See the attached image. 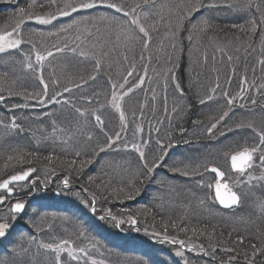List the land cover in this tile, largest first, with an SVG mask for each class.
I'll list each match as a JSON object with an SVG mask.
<instances>
[{"label":"trees","instance_id":"trees-1","mask_svg":"<svg viewBox=\"0 0 264 264\" xmlns=\"http://www.w3.org/2000/svg\"><path fill=\"white\" fill-rule=\"evenodd\" d=\"M231 1L240 3V9L243 12L232 13L230 7L227 6L202 7L199 11L193 12L189 19L183 21V30L173 40L169 34L168 25H174L194 0H154V7L152 4L145 7L148 13L147 21L141 17V23L155 24V29L151 33L152 41L147 50L143 49L139 40L128 39L130 35L135 34V26L128 22L130 17H124L122 13H116L105 6L81 10L67 17H59L51 25H40L35 21L27 22L24 25L25 36H30L33 39L38 50L51 48L53 44L61 43L64 39H67L70 45L79 44L78 52L83 50L85 52L84 57L78 54L74 55L66 50L63 54H56L55 58L50 57V64L45 61L44 69L46 79L50 71H55L56 77L60 80V90L64 85L73 89L72 93H66L65 96L79 107L86 106L85 103H89V100L97 106L105 103L110 94L109 86L111 83L122 82V77L126 76L128 71H133V75L128 77V81H132V83L141 77V73L145 75L146 72L147 87L133 97L132 108L135 110L131 111L142 112L143 110L141 111L139 108L144 106L146 111L150 113L153 105H155L153 104V97L155 98L157 94V92H153L155 80L152 79L162 74L167 78L168 73L169 78L166 81L168 89L163 91L165 95L167 92L168 106L170 107L176 99L175 96H178L174 83L179 82L184 90V95L180 98L182 110L180 108V115L176 119L174 118V121L169 112L165 117V110L162 107L165 102L161 93L157 100L158 104L155 105L157 114H159L157 115L155 110L153 113L161 121H167L169 137L175 145L174 147L180 148V150L183 148L190 150L195 145L206 144L205 139L201 141L197 139V136L202 133L205 126L214 122L222 111H227L228 116L225 117L223 129L224 137L212 147L221 161L255 143L256 140L252 137L254 132L249 135L251 129L247 127L248 124H252L258 130L264 129V64L260 63L261 60H264V31H262L264 25L257 27L256 31L253 32L250 23L253 17L259 23V16L264 14V0H215L216 3L222 5H230ZM28 2L29 0H0V30H6L10 27L14 21L10 20L9 17L18 6H25ZM113 2H122L126 6L140 3L143 6V0H113ZM203 2L207 3V0H203ZM248 5H252V7L249 8ZM256 5L260 7L259 12L256 11ZM137 13H140V9H137ZM100 14H106L109 17L115 16L116 20L97 19ZM82 17L85 19H81ZM201 18L209 21V27L204 31L194 33L193 40L190 42L187 37L191 23H195ZM74 21H79V23H75L72 28L61 33L59 37L48 35L49 32H55L57 28L72 24ZM232 25H243L244 31L233 28ZM36 32H44L45 35L41 37L35 35ZM173 44H175V48L172 47ZM93 45H96L95 49ZM21 48L23 53L31 55L33 60L35 59L29 44L25 43ZM101 49L108 52V55L103 58L101 69L97 73L94 68L93 53L98 57ZM124 56L128 58L124 59ZM141 56L144 59H141ZM228 56L232 57L231 61L228 60ZM205 57H207V62H205ZM22 60L23 56L20 50L13 49L0 53V93L6 96V99L0 102V120L8 123L11 117L15 116L17 123L18 121L30 122L25 123L27 127L21 123L24 133L29 134V137L20 138L18 136L15 139L8 137L6 141L0 143V177L6 178L10 174H15L21 167H35L37 171L34 178H37L36 176L42 171H49L48 178L52 181L67 176L80 189L88 187L89 193L94 192L96 194V199L103 202L100 210L108 212L110 209L117 219L126 220L129 215L136 216L137 225L144 234H149V229H159L163 234V225L167 224L168 235L176 239H183L186 246L204 244L206 248H209V251H211L210 245L215 246V252L212 255H205L198 250H195L193 255L190 254L193 264H218V261H227L230 256L236 257L234 264H246L242 249L248 247L250 241L256 243L257 246L260 245L262 234H264V211L261 214H255L251 211L244 213L247 205L243 204L236 211H226L220 209L213 199L211 201L203 200L205 196L201 195L196 183H198L197 178L204 173L199 171L200 166L197 165V162L189 159H192V152L196 150H188L187 153L183 150L181 157H184L185 160L181 157L178 159L171 152L170 155L173 156L166 161L164 160L156 168L151 179L145 180L142 185H136L140 191L133 198L129 199L124 194L118 193L117 190L130 177L138 174L139 162L120 153L112 155L111 152L106 154L100 152L94 156L93 149L97 143L102 144L104 142L105 136L94 134V130L89 126H85L83 131L79 130L74 135V139L79 140L77 144H74V141L64 144L53 138V135H57V132L62 130L61 128L66 134H75L71 132L75 131V125L71 114L68 113L69 109L67 111L63 106V108L55 109L53 107L49 111L39 112L42 109L36 100L26 101L21 96H8L7 94L9 86L14 91H41L42 86L24 68L21 63ZM232 69L235 73H245L244 75L251 81L250 88H247L246 83L244 84L246 87L241 88L243 91L238 88L233 90L234 86L226 85L225 80ZM92 76L96 78L93 80L91 79ZM76 83H80L82 87L76 88ZM217 83L220 87L216 93L227 91L230 97H236L242 103L244 101L242 107L245 106V103L246 106L241 107V110L232 109L231 111L228 110L227 104L222 105L218 100L217 103L209 107L207 97L212 93V89ZM128 86L131 84L129 83ZM54 91L56 88L49 82V95ZM202 98L207 101L205 104L200 103ZM252 99H255L256 103L252 104L255 108L250 113L248 105L251 104ZM24 104L28 106L14 107ZM234 105L238 106L239 104ZM93 109L91 107L90 111ZM101 117L105 124L104 130L109 135L115 133L117 129H114V117L107 113ZM32 123L40 128L37 133L38 136L42 133L41 135L47 136V139L51 137L50 140L41 142L38 146L33 133H30ZM239 124H243L244 127L237 128ZM180 129L186 131L181 133ZM89 134H92V141L87 139ZM185 141L189 142L185 143ZM29 152L37 153L39 159L27 157V160L31 161L30 164H19L15 160L7 161L9 155L15 156ZM76 152H80L79 157L75 155ZM225 153L229 155L225 156ZM49 154H54L51 163L44 160V157ZM147 154L151 158L153 152L149 150ZM57 156L59 160L55 159ZM73 159L76 160V165L69 169L68 165ZM87 159H91L92 163L87 164L77 173L76 168H79L81 161ZM5 163L9 165L7 168L4 167ZM214 166L220 167L216 164ZM173 167H179L182 171L187 170L189 175L184 176L178 172H173L171 170ZM89 176L96 178L94 183L88 182ZM170 191L173 192V195L169 193ZM105 197L107 198L105 199ZM57 203L54 202V205H58ZM54 211L56 212V210ZM54 211L41 212V210H37L36 215L39 220L35 219L34 222H30L27 226L28 231L44 232L42 223L55 219L57 213ZM235 213L238 215L237 218L231 219L230 215ZM258 216L259 218H257ZM173 223L188 227L189 232L185 234L179 231L178 227L173 228ZM35 225H39V231ZM192 228L196 229L195 234L191 232ZM15 230L19 231L18 237L28 233L27 230L24 231L25 229H20V227ZM229 233H231V237H229ZM69 234L72 235L70 232ZM238 235L245 237L242 246L233 244ZM23 238L24 236L21 239ZM120 240L119 237L108 235L105 241L101 240L100 242L107 245L108 248L105 252H117L116 255L122 254V260L126 264H171L166 259L159 260L153 256L149 258L142 250L128 248L129 251L119 252L114 249V246ZM25 242L24 239L23 243ZM23 243L18 240L16 245L13 244L9 248L21 250L24 248ZM141 243L135 244L148 246ZM120 244L122 243L120 242ZM233 247L237 249L236 252L223 251L225 248ZM116 255L114 254V256ZM257 261L258 264H264L259 256Z\"/></svg>","mask_w":264,"mask_h":264},{"label":"snow or ice","instance_id":"snow-or-ice-1","mask_svg":"<svg viewBox=\"0 0 264 264\" xmlns=\"http://www.w3.org/2000/svg\"><path fill=\"white\" fill-rule=\"evenodd\" d=\"M149 4H152V6H155L154 0H143V6L140 3H135L133 5L126 6L124 3L120 2H113V0H29V2L25 6H18L16 11L9 17L10 20H13L14 22L11 24L10 27H8L6 30H0V53H5L9 50H20L21 54L23 56V60L21 63L23 64L24 68L30 72L39 82V84L42 86L41 91L39 92H29L27 90L24 91H14L11 86H9L7 90L8 96L17 95L21 96L24 100H36L40 105L47 104H56V105H69L71 104L72 110L77 113L80 117L84 118L86 117L88 110H81V108L76 107L72 101L68 97L65 96L66 93H72L73 89L68 87L67 85H64L62 90H60V80L56 77L55 71H50L49 76L45 77L44 75V69H45V61H48L49 64L51 61H49V58H55L56 54H63L67 50L68 52H71L72 54L76 55L78 54L81 57L85 56V52L83 50H80L78 52L79 44H76L75 46L70 45L67 39H64L61 41V43L53 44L51 48H42L40 50L37 49L36 43L33 41V39L29 36H25V29L24 25L27 22L35 21L37 24L40 25H51L53 21L57 20L59 17H67L71 16L73 13H76L81 10H89V9H95L98 6H105L109 9L115 10L116 13H122L124 17H130V20L128 21L130 25H134L135 29L134 35H130L128 37L129 40L136 41L139 40L142 43L143 49L147 50L149 48V45L152 41V31L155 29V24H147L141 23V17L147 21L148 13L145 10V7ZM221 6H227L231 7V5H222L219 3H216L215 0H207V3H204L203 0H194L190 4L189 7H187L184 11V15L176 21L174 25L169 24V34L172 37L173 40L176 39L178 33L183 30L184 23L183 21L186 19H189L193 12L199 11L202 7H208V8H214V7H221ZM249 8L252 7V5H248ZM256 11H260L259 5H256ZM137 9H140V13H137ZM81 19H85L82 17ZM97 19L100 20H116L115 16L109 17L106 14H100ZM73 23H79V21H74ZM251 23V30L253 32L256 31L257 27H260L264 25V14H261L259 16V23L257 22V19L253 17L250 20ZM73 24H68L67 26H61L55 30V32H49L48 35H55L57 37L60 36L61 33H65L68 31V29L72 28ZM209 27V21L207 19L201 18L199 21L195 23H191V28L189 30L188 34V40L191 42L193 40V34L199 33L201 31H204ZM233 28L240 29V31H244L243 25H232ZM264 31V29H262ZM35 35L38 36H44V32H36ZM77 40H79V37H77ZM29 44L31 46V50L34 52L35 59L33 60L31 55H28L26 53H23V50L21 46L23 44ZM173 48H175V44L172 45ZM93 48H96V45H93ZM108 55V52H105L101 49L99 56L97 57L95 53H93L94 57V68L97 73H99L102 65V60L105 56ZM127 56H124V59H127ZM141 59H144L143 56H141ZM150 59V58H149ZM205 62H207V57L204 58ZM232 57L228 56V60L231 61ZM261 64H264V60L260 61ZM133 75V71H128L126 76L122 77V82H113L111 83V92L109 94V97H107L108 104L106 106L111 107L119 114V119L122 122V129L116 131L115 133L109 135L108 132L104 130V121L101 117V115L95 114L96 110L92 111V114L94 115V120L96 124L100 127L101 132H103L105 136V140L102 144L97 143L95 148L93 149V155H98L100 152H105L106 150L112 149V150H130L137 154V158L139 160L140 168L138 174L130 177V179L124 183L123 186H121L117 191L118 193L124 194L127 196V198L131 199L134 197V195L139 194L140 189L136 186L137 184L142 185L145 180H149L152 178L153 173L155 172L156 168H158L161 163L164 161V158L168 155V150L175 145L173 144L171 138L167 140V142L161 140L159 137L153 141L151 139V136L149 134V138L145 139L143 135H141L138 140L135 138L136 133L133 132L134 139L129 142L126 138V136L122 135V131L126 132V128L124 125H126L128 121V117L126 116L123 103L125 100V97H128L130 93L133 92L134 88L140 87L144 84V79L139 78L138 82L134 85L126 87V85L129 84L128 77H131ZM146 75V72H145ZM95 76H92L91 79H95ZM83 79V77H81ZM49 82L56 88V91H54L51 95H49ZM246 82V81H245ZM87 83V81H85ZM13 84H15V81H13ZM76 88H81L82 85L80 83L75 84ZM220 85L217 83L215 88L212 89V93H210L207 97V100H212L214 98V95L216 94V90L219 89ZM175 90L179 93L181 97L184 95V90L181 88L179 82L174 83ZM243 91V89H241ZM223 97L225 98L226 104L231 107L234 105L236 98L230 97L227 91L222 92ZM59 97V98H58ZM6 99V96L3 93H0V102H3ZM243 99V97H241ZM165 105L167 101V96L164 97ZM207 101L205 99H200L201 104H205ZM251 104H255L256 100L252 99ZM89 103L91 101L89 100ZM27 104L24 105H15L14 107H27ZM175 111V108L173 109ZM165 112H167V108L165 106ZM135 115V114H133ZM142 115V113H141ZM228 116V112L224 111L221 116L215 121L210 123V125L207 127V133L209 135L212 134L213 130L217 128V125L221 123V121L224 120L225 117ZM243 124L237 125V128H243ZM247 127L251 129L256 137L257 141L249 147H244L243 150L237 151L234 154H231L230 160H231V168L241 174L242 176L247 173V170L249 168H252L255 160L254 157L258 158L259 160V167L264 168V129L257 130L252 124H248ZM0 130L3 131V133L8 134L13 131H23V128L21 124L17 123V117L13 116L11 117L10 121L8 123H5L4 121L0 120ZM140 133H143V129H139ZM157 133H159V129H156ZM181 133L186 131L185 129H180ZM71 139V137H69ZM88 141H92L93 137L92 135L87 136ZM67 141H65L66 143ZM189 141H185V143H188ZM155 145V149H158L159 152L156 154L155 150H152L153 154L151 155V158L146 155L145 149L149 147V145L153 144ZM75 155L77 157L80 156V152H76ZM228 153H225V156H228ZM27 157H34L35 159H39V155L37 153H26V154H17L15 156L9 155L7 156V161L11 162L15 160L19 164L23 163H31L30 160H27ZM54 159V154H49L44 157L45 161H48L51 163ZM55 159L59 160V157H55ZM92 163L91 159L83 160L80 163L79 168H76V172L79 173L87 164ZM76 165V160L73 159L71 163L68 165V168L71 169ZM9 165L8 163H5L4 167L7 168ZM204 168V171L211 172L216 177V183L214 185V193L215 198L218 200V202L225 206V207H232L233 205H238L240 202V196L237 194L236 191H233L231 188H229V185L227 183H222L221 181L225 177V173L221 171L218 167H208L206 164L202 165ZM173 172H178L181 175L187 176L189 175V172L187 170L182 171L179 167H173L171 169ZM37 169L35 167H27L23 168L21 167L18 171L15 172V174H10L6 178L0 177V205L5 204V202L9 199V197L13 196L16 191V185L21 184V182H27V185L35 188L36 182L38 178L29 179L33 176V173H35ZM54 171V169H53ZM94 176H89L87 178L89 183L95 182ZM253 177L249 176L248 180L251 181ZM62 187L60 188V191L57 193V195L60 194H71L78 198H81V192H71L72 185L70 184L69 178L66 176L62 180ZM22 187L24 185H21ZM201 186H204L203 184ZM99 188V185H97ZM107 187V186H105ZM208 188H212V184L207 185ZM81 191L83 193H88L92 196L91 204L89 205L91 208V211L93 213L96 212V194L89 193L88 187H82ZM107 197H105L106 199ZM84 203L88 204V201H83ZM264 207V205H261ZM26 204L22 201H16L13 204H11L10 207V214L13 218L18 216L19 214L23 213L25 211ZM107 217H111L113 220L115 226L117 228L120 227L121 224L129 223L132 226H135L137 224V218L134 215L127 216L125 219H117L115 215L112 214L111 210L109 209L107 212ZM106 216H101V219L107 218ZM37 228V231L40 230L39 225H35ZM173 228H179V231L184 232L187 234L189 232V228L186 226H179L175 223L172 224ZM11 228V224L9 222L0 221V238L5 237L8 234L9 229ZM163 234L161 232H155L154 235L161 240V242H167L171 244H178L180 250H178L175 255L177 256H184V249L186 247L185 241L183 239H176L175 237L169 236L167 229L168 225H163ZM139 229H137L138 231ZM191 232L193 234L196 233V229L192 228ZM229 237H231V233H229ZM30 240H35V237H30ZM245 237L242 235H238L236 239L233 241L234 245L242 246L244 245ZM38 247L42 248L48 252H52L55 254V264H65L64 261L61 260V254L67 253L68 256L72 260H78L81 257L82 258H88L89 252L86 251L84 247L76 248V247H65V245L69 244L68 240H63L59 244H53V243H44L43 241H38ZM211 251H209V248H206L204 244L199 245H192L191 248H189V251L192 250H198L205 255H212L215 252V246L210 245ZM225 252H236L237 249L235 247L233 248H225L223 249ZM243 256L246 260V264H258L257 257L259 256L262 261H264V234H262V238L260 241V245L257 246L256 243L249 242L248 247L243 248ZM21 252L23 253L24 257H27L29 255V249L28 248H22ZM79 253V256L76 255V253ZM13 256L8 261H0V264H18L17 260V250L16 248L12 249ZM236 257L230 256L227 261H218V264H234ZM19 264H32L31 260H24L23 258L20 259ZM86 264V262H85ZM92 264H96L95 260H92ZM185 264H188V261L185 260Z\"/></svg>","mask_w":264,"mask_h":264},{"label":"rangeland","instance_id":"rangeland-1","mask_svg":"<svg viewBox=\"0 0 264 264\" xmlns=\"http://www.w3.org/2000/svg\"><path fill=\"white\" fill-rule=\"evenodd\" d=\"M230 5H231L230 10L232 13L241 11L240 3L231 1ZM72 24L75 25V23L73 22ZM244 74H245L244 72L235 73L232 69L231 73L228 75V78H226L225 80V82H227L226 85L234 86L233 90H235V88H238L241 90L242 87H246L244 85L246 83L247 88H250L249 86H251V81ZM140 76H141L140 78L144 79V84L140 87L134 88L133 92L130 93L128 97H125V100L123 103V107H124L126 116L128 117V121L126 125H124V127L126 128V132L122 131V135L126 136L129 142H131L134 139L133 132L136 133L135 138L137 140L141 135H143L144 138L147 139L149 138V134H150L151 139L153 141H155L159 137L161 140L167 142V140L169 139V125L167 121H161L159 119V117L157 116L159 113L157 114V109L155 105L158 104L157 100L161 96V93H162L163 101L165 102L164 89H168V87L166 86V81H167V78H169V75L167 73V78L164 74H162L161 76L158 75L156 77H153L152 80H155L153 92L155 91L157 92V94L155 95V98L153 97V100H154L153 104L155 105H153L152 111H150V113L146 111L147 109L144 106L143 108L141 107L139 108V110L141 111L143 110L142 112L136 113V111H131V110H135L132 108V104H134L133 97L136 94L137 95L140 94L142 90L145 87H147L146 86L147 81L145 78L146 75L141 73ZM138 80L139 78L135 80L134 83H132V81L129 83L131 85H134L138 82ZM226 85H224V87H226ZM126 87H128V85H126ZM110 92H111V87L109 86V93ZM176 94L178 96H175L176 99L174 100V102H172L170 107L168 106L169 104L167 103V101H166V105L165 103L163 104L161 103L164 110H165V106L167 108V112H165V117H167L168 112H169L173 121H174V118L176 119V117H179L180 108L182 110V101L180 99L182 97L179 95L178 92ZM166 96H167V92H166ZM218 100L220 104L222 105L226 104L225 98L223 97L222 93H216L214 95V98L211 101L209 100L208 106L210 107V105L217 103ZM236 103H238L239 105L238 106L232 105L231 107L227 105L228 110L232 111V109H240L244 101L242 103L240 102L239 99H236L234 104ZM107 104H108V100H106L105 103L103 104H99L98 106L93 105V103H88V102H86L85 105L86 106L90 105L89 107H86V106L79 107V105H77L79 108H81V110H88V113L86 117L84 118L80 117L77 113H75L72 110L71 104L65 106L62 104L56 105V104L46 103L45 105H41L42 110L39 112L49 111L53 107L55 109H58V108H63L64 106L66 110L69 109V111L68 110L67 111L69 114H71L70 116L72 117L73 123L75 125V127L73 126L75 131H71V132H74L75 134L73 135L70 133L66 134L65 131H63V128H61L62 130H59L57 132V135H53V138L58 140V142L61 141L64 144H68L71 141L72 142L74 141L73 143L77 144L79 140L74 139L75 137L74 135H76V133L79 130L83 131L85 129V126L91 127V129L94 130V134H98L100 136L104 135L103 132H101L100 127L96 124L94 120V115L92 114L93 110H96L95 114H98L101 116L104 115L105 113L109 114V116H113L115 119L114 129L115 130L117 129L116 131L122 129V122L119 119V114L111 107L106 106ZM244 105L246 106V103ZM91 107L94 108L92 111H90ZM248 107H249L248 108L249 112L250 111L253 112L255 108L254 105L249 104ZM174 108H175V111L173 110ZM153 110H155L157 115L153 113ZM223 112L224 111L220 113L217 119L221 116ZM162 115H163V112H162ZM18 123L20 124L22 123L25 127H27V124L25 123H30V122L18 121ZM209 125L210 124L205 126L203 128L202 133L199 136H197L198 137L197 139H200L201 141L202 139L206 140V144H205L206 146L204 144L195 145V147L193 149L190 148V150L189 148H183L184 152L186 153L188 152V150L189 151L196 150V151H193L194 154L192 152V156H193L192 159L191 158L189 159L195 163L197 162V165L200 166L199 171H201V173H204L200 175L202 178L201 177L197 178L198 183H196L198 185L197 187L199 188L201 192V195L203 197L205 196L203 200L211 201V199H213L214 203H216L215 197H214V184L216 182V178L213 174L204 171V168L202 167V165H205V164L208 167H217V166H214L216 164L220 166L219 169L221 168L220 170L225 173V182L228 183L229 188H231L233 191H236L237 194L240 196V204L238 208L232 209V210H226V211H236L240 209L243 204V205H247V209L244 210L245 211L244 213H247L246 211H251V212H254L255 214H261L264 211V207L261 206V205H264V168L259 167V160L258 158L254 157L255 163L253 167L249 168L247 170V173H245L243 176L237 172L236 173L233 172L230 166V157L224 158V160L220 161L215 150L214 151L212 150V147H214L215 144L219 142L220 140H222L224 137L223 129L225 125V118L223 121H221L220 124L217 125V128L213 130L211 135L207 133V127ZM140 128L143 129V133H140L139 131ZM156 129L160 130L159 133H157ZM38 130H40L39 126L33 123L30 125V133H33L34 138L36 139L35 142L39 146L41 142L48 141L50 140L51 137L47 139V136L41 135L42 133L39 134L38 136L37 135ZM24 132H25L24 130L22 132L17 130V131H13L11 133L5 134L3 133L2 130H0V143L6 141V138L8 137L12 139L17 138L18 136L20 138H23V136L29 137V134H25ZM252 132H253L252 130H249V135ZM200 136H203V137H200ZM69 137H71V139H69ZM252 137L257 141V137L255 133H252ZM65 141L67 142L65 143ZM149 150L151 152L152 150H155L156 154H158L159 152L158 149H155L154 143L149 145V147L145 149L146 155H148L147 153H149ZM179 150L180 148H176V147L170 148L168 150V155L164 158V160L166 161L168 160V158L170 159V157L173 155L177 156L179 159L181 157V154H183V150H180V151ZM109 152H111L112 155L114 154L118 155L120 153L125 156L134 158L139 162L137 158V154L130 150L109 149L103 153L106 154ZM171 152H173V155L172 154L170 155ZM182 159H184V157ZM48 175H49V171H42L39 175H37L36 177L38 179H37L35 188L28 186L27 182L16 185L18 200L26 204V208L23 213L13 218L10 214V209L6 211L5 210L0 211V221L9 222L11 224V228L9 229L8 234L5 237L0 238V261H8L13 256V253H12L13 248H9V246H12L13 244L16 245L18 240H21V242L23 243V240L25 239L26 242L23 244H24V248L29 249V255L27 257H24L21 250H18L17 251L18 264L21 258H23L26 261L31 260L32 264H55V259H54L55 254L52 252H48L42 248H39L37 242L43 241L44 243L59 244L63 240H68L69 244L65 245V247H76L77 249L80 247H84L86 251L89 252V257L91 259L81 257L78 260H72L68 256V254L65 252L61 254V260L64 261L65 264H85V262L86 264H92V260H95L96 264H126L122 260V254L118 253L119 255H116L117 252H114V253L105 252V250L108 247L107 245H105L104 243H101L100 241L101 240L105 241V238L108 235H110L112 237L121 238V240L117 241L115 243L116 245L114 246V249L118 250L119 252L123 250L129 251L128 248H130L133 250H142L145 254H147V257L149 258L153 256L154 258L159 259V260L166 259L171 264H185V260L188 261V264L194 263V262H191L192 258L190 256L193 255V252L195 250L189 251V248H191L192 246H186L184 249V256L181 257V256L175 255V253L178 250H180L178 244L161 242V240L158 239L154 235L155 232H161L159 229H149L150 230L149 234H144L143 232L140 231L137 224L135 226H132L129 223H124V224H121L119 228H117L113 220L111 219V217H107V212L100 210L101 203H103L101 202V200L96 199L95 206L97 210L95 213H93L89 206L92 201V196H90L88 193H83L81 189L75 184H73L71 181H70V184L72 185L71 192H81L82 199L74 195H71V194L57 195V193L60 191V188L62 187L61 182L65 177L59 180L52 181L51 179L48 178ZM34 176L35 175L30 177L29 179L30 180L33 179ZM249 176L253 177L251 181L248 180ZM202 184L204 186H201ZM208 184H212L213 187L208 188L207 187ZM21 185H24V186L22 187ZM50 186L53 188L54 192L49 194L47 197H43L41 193L42 189L46 187H50ZM34 189H36L37 191L36 194H34ZM169 193L173 195V192L170 191ZM200 199L202 200V198ZM83 201H88V204L84 203ZM54 202H58L57 203L58 205H54ZM54 206L56 207L54 208ZM37 210L38 211L41 210V212L48 211V210L50 211L56 210V212L54 211V213H57L56 214L57 216L55 215V219H50L46 221L45 223H42L43 224L42 230L44 232H33L34 230L28 231L27 229L28 228L27 226H29L30 222H34L35 219L37 221L39 220V217H37L36 215ZM101 216H106L107 218L101 219L100 218ZM230 216H231V219H236L238 215L237 213H235ZM259 216L257 218H259ZM18 227H20V229L24 228L25 229L24 231L27 230L28 233L26 232L25 235H22V236L20 235L18 237L17 235L19 231L15 230ZM137 229L139 230L137 231ZM69 232L72 233V235H70ZM23 236L24 238L21 239ZM30 237H35L36 239L30 240L29 239ZM120 242L122 244H120ZM140 242H142L141 244L148 245L149 247L135 244V243H140ZM114 254L116 256H114ZM76 255L79 256V253L77 252Z\"/></svg>","mask_w":264,"mask_h":264},{"label":"flooded vegetation","instance_id":"flooded-vegetation-1","mask_svg":"<svg viewBox=\"0 0 264 264\" xmlns=\"http://www.w3.org/2000/svg\"><path fill=\"white\" fill-rule=\"evenodd\" d=\"M41 188H42V186H41ZM36 192H37L36 189H34V194H36ZM53 192L54 191H53V188L51 186L43 188L41 191L43 197H47L49 194H51ZM16 201H18L17 191L14 193L13 196L9 197V199L5 202V204L0 205V211L9 210L11 207V204H13ZM2 207H4V208H2Z\"/></svg>","mask_w":264,"mask_h":264},{"label":"water","instance_id":"water-1","mask_svg":"<svg viewBox=\"0 0 264 264\" xmlns=\"http://www.w3.org/2000/svg\"><path fill=\"white\" fill-rule=\"evenodd\" d=\"M230 166H231V160H230ZM232 169V168H231ZM232 171L233 172H235L233 169H232ZM36 173V172H35ZM35 173H33V175H35ZM209 173H211V172H209ZM236 173V172H235ZM211 174H213V173H211ZM214 175V174H213ZM215 176V175H214ZM216 178V177H215ZM222 183H227V182H225V177L223 178V180L221 181ZM21 183H26V182H21ZM216 183V182H215ZM228 184V183H227ZM215 185V184H214ZM0 191H2V190H0ZM214 197H215V193H214ZM215 201H216V203H217V205L221 208V209H224V210H232V209H236V208H238V206H239V204H240V202H239V204L238 205H233L232 207H225V206H223V205H221L219 202H218V200L215 198Z\"/></svg>","mask_w":264,"mask_h":264}]
</instances>
